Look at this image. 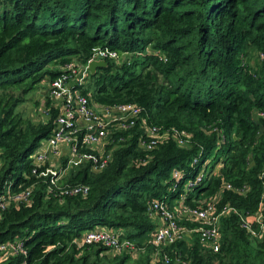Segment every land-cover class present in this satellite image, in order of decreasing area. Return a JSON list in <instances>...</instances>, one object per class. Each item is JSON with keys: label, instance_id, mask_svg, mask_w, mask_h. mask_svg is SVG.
<instances>
[{"label": "trees", "instance_id": "trees-1", "mask_svg": "<svg viewBox=\"0 0 264 264\" xmlns=\"http://www.w3.org/2000/svg\"><path fill=\"white\" fill-rule=\"evenodd\" d=\"M96 47L125 57L90 74L85 94L100 106H141L170 137L148 151L137 139L116 146L102 171L72 172L69 182L87 186L86 194L53 196L32 175L30 155L49 136L56 113L34 122L16 109L58 75L46 68L50 62L85 63ZM261 111L264 0H0V201L9 183L12 192L34 185L28 202L0 209V243L20 239L25 249L0 255V264H264V235L257 240L240 224L264 187V119L254 114ZM174 130L190 134L188 143L180 144ZM217 144L213 174L196 182L184 203L193 207L197 197L219 192L218 208L237 210L221 219L219 250L195 233L154 247L149 239L160 221L150 204L178 200ZM96 226L117 231L133 256L78 245Z\"/></svg>", "mask_w": 264, "mask_h": 264}, {"label": "built area", "instance_id": "built-area-1", "mask_svg": "<svg viewBox=\"0 0 264 264\" xmlns=\"http://www.w3.org/2000/svg\"><path fill=\"white\" fill-rule=\"evenodd\" d=\"M122 54L108 47L93 48L85 63L77 61L67 63L64 70L52 80L44 81L46 82L45 101L38 110L42 117H48L52 111L56 115L51 123L49 136L40 141L37 149L30 155V165L32 175L45 181L48 194L84 195L88 191L87 186L69 182L75 175L72 172L83 168L93 173L102 171L111 161L112 150L132 139H137L138 147L148 151L170 137L169 131L161 134L160 127L148 122L142 114L141 106L135 103L100 106L91 99L92 92L88 91L85 94L84 90L87 88L91 74L88 68L89 63L93 60H122ZM254 114L255 118L264 119V111ZM121 131L126 133L125 137L114 136L116 132ZM172 132L173 136L179 139L180 144L188 143L190 134L178 130ZM219 147L220 145L217 144L204 158L195 179L184 181L185 192L179 195L178 200L171 204L168 200H155L150 204L148 211L152 217L157 216L160 221L149 239L154 247L171 244L181 240L187 233H195L199 240L213 252L219 250L221 219L224 215L235 213L237 210L229 204L218 208L221 198L219 192L210 197H197L193 207L184 203L187 191L199 180L213 174H210V170H213L212 164L220 158L219 156L216 158ZM262 157L264 163V150ZM201 158L200 153L192 158L190 164H198ZM261 174L264 175V170ZM175 176L178 178L180 174L176 171ZM62 181L66 183L63 184ZM229 187L228 185L227 188ZM11 188L12 184H7L6 195L0 201V209H4L10 201L28 202L34 185L19 192H12ZM185 219L188 226L181 225V221ZM240 224L250 236L257 240L264 235V187L257 209L252 214L241 218ZM91 243L111 248L114 253L124 252L133 256L132 244L121 239L117 231L104 226H96L84 231L81 238L77 240L78 245ZM20 253H25L20 239L0 243V255L4 258Z\"/></svg>", "mask_w": 264, "mask_h": 264}, {"label": "rangeland", "instance_id": "rangeland-1", "mask_svg": "<svg viewBox=\"0 0 264 264\" xmlns=\"http://www.w3.org/2000/svg\"><path fill=\"white\" fill-rule=\"evenodd\" d=\"M125 56H121V59H123ZM255 57V53L251 54V61ZM73 62V61H71ZM65 64L58 63V61H52L46 66V68L49 71L57 72H62L64 70ZM49 81V80H45ZM46 82H43L40 84L37 88V90L30 92L27 94L24 98V101L18 105L16 111L19 113L23 118H30L34 122H38L40 119L46 120L48 119L47 117H42V115L39 112V107L43 106V103L45 101V92H46ZM185 189L182 188L181 194H184Z\"/></svg>", "mask_w": 264, "mask_h": 264}, {"label": "water", "instance_id": "water-1", "mask_svg": "<svg viewBox=\"0 0 264 264\" xmlns=\"http://www.w3.org/2000/svg\"><path fill=\"white\" fill-rule=\"evenodd\" d=\"M107 66V62L105 60H93L89 63V71L92 75L96 73V71L100 68H105Z\"/></svg>", "mask_w": 264, "mask_h": 264}]
</instances>
